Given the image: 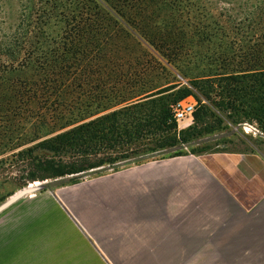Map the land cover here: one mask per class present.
I'll list each match as a JSON object with an SVG mask.
<instances>
[{
	"label": "rangeland",
	"instance_id": "obj_1",
	"mask_svg": "<svg viewBox=\"0 0 264 264\" xmlns=\"http://www.w3.org/2000/svg\"><path fill=\"white\" fill-rule=\"evenodd\" d=\"M263 4L264 0H187V8L212 23L210 28L218 21L223 32L214 30L215 38L194 43L192 53L172 64L101 0H0V54L6 62L31 58L34 67L30 80L37 96L19 116L0 121V206L24 189H31L0 210V264H106L81 247L64 248L65 240L77 236L65 218L63 200L85 196V189H79L84 180L125 167L142 156L157 157L159 151L165 156L188 153L197 141L203 144L202 149L212 151L220 150L225 140L228 149L238 144L235 139L247 138L244 140L249 139L264 152L263 126L255 118L242 115L241 108L220 109L214 104L222 101L217 88L214 85L209 90L205 80L207 76L226 75V65L220 59L226 51L234 54L232 66L237 69L238 61L253 44L249 22L244 19L252 17ZM170 86L174 90L189 88L193 92L189 97L196 101L199 112L204 111L200 106L207 107L197 121L199 127L193 130H200L199 136L182 142V136L176 138L173 132L155 134L135 142L133 152L128 151L129 158L90 169L76 180L73 175L26 180L31 164L37 163L33 156L48 157L38 150L32 155L27 152L38 141L53 136L68 123L92 120ZM248 126L261 134L243 129ZM163 137L184 145L181 149L154 150ZM82 207L86 216L85 203ZM90 215L92 221L95 211ZM112 259L116 264H226V258L218 257Z\"/></svg>",
	"mask_w": 264,
	"mask_h": 264
},
{
	"label": "crops",
	"instance_id": "obj_2",
	"mask_svg": "<svg viewBox=\"0 0 264 264\" xmlns=\"http://www.w3.org/2000/svg\"><path fill=\"white\" fill-rule=\"evenodd\" d=\"M193 122L175 129L176 138L199 127ZM244 139H235L238 144L228 149L225 140L212 151L197 141L188 153L159 151L157 157L142 156L84 180L79 189L85 196L63 200L77 236L64 239V248L81 247L106 264H116L115 256L154 255L264 264V152ZM178 143L174 149L183 147ZM91 210L96 213L92 221Z\"/></svg>",
	"mask_w": 264,
	"mask_h": 264
},
{
	"label": "trees",
	"instance_id": "obj_3",
	"mask_svg": "<svg viewBox=\"0 0 264 264\" xmlns=\"http://www.w3.org/2000/svg\"><path fill=\"white\" fill-rule=\"evenodd\" d=\"M101 1L122 23L172 64L179 62L181 56L192 53L194 43L201 44L215 38L214 30L223 32L218 21L213 22L210 28L212 23L187 8V0ZM244 21L249 22L247 28L253 44L238 61L239 66L237 69L232 66L234 54L226 51L220 57L226 65V75L207 76L205 80L209 90L215 85L222 100L215 105L222 110L241 108L242 115L255 118L264 129V4ZM194 35H197L196 41ZM33 67L34 62L29 57L6 62L0 54V121L19 116L22 108H30L37 100L29 73ZM213 81L218 82L214 84ZM174 89L170 86L158 90L92 120H78L73 125L68 123L58 128L53 136L43 138L27 149L31 155L38 150L47 153L48 157L43 154L33 156L37 163L31 164L32 170L26 180L32 182L65 175H73V180H76L90 169L104 164L111 166L129 158L128 151L133 152L131 146L141 139L173 132L176 124L168 104L193 95L186 86ZM166 92L169 93L164 94ZM206 98L210 99L207 93ZM200 109L204 111L201 113L197 109L193 114L196 122L207 107L202 105ZM193 130L183 133L181 141L188 140L189 132L190 135L201 133ZM166 138L163 137L154 150L177 145L175 139Z\"/></svg>",
	"mask_w": 264,
	"mask_h": 264
},
{
	"label": "built area",
	"instance_id": "obj_4",
	"mask_svg": "<svg viewBox=\"0 0 264 264\" xmlns=\"http://www.w3.org/2000/svg\"><path fill=\"white\" fill-rule=\"evenodd\" d=\"M196 101L192 97L181 99L170 106L171 116L176 124V129L181 130L193 122V114L196 110ZM248 129L253 135L261 133L254 126L243 127Z\"/></svg>",
	"mask_w": 264,
	"mask_h": 264
},
{
	"label": "water",
	"instance_id": "obj_5",
	"mask_svg": "<svg viewBox=\"0 0 264 264\" xmlns=\"http://www.w3.org/2000/svg\"><path fill=\"white\" fill-rule=\"evenodd\" d=\"M28 190H31V189H24L22 192H19L18 194L14 195L11 200H9L8 202H5L2 206H0V210L2 208H4L9 202H12L14 201L17 197H19L21 194H23L24 192L28 191Z\"/></svg>",
	"mask_w": 264,
	"mask_h": 264
},
{
	"label": "bare ground",
	"instance_id": "obj_6",
	"mask_svg": "<svg viewBox=\"0 0 264 264\" xmlns=\"http://www.w3.org/2000/svg\"><path fill=\"white\" fill-rule=\"evenodd\" d=\"M35 184V183H34ZM30 185V184H29Z\"/></svg>",
	"mask_w": 264,
	"mask_h": 264
}]
</instances>
